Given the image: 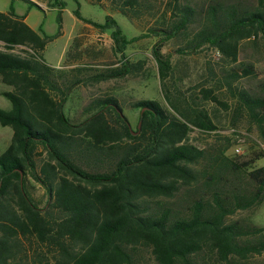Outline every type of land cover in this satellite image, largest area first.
I'll return each instance as SVG.
<instances>
[{
	"label": "trees",
	"instance_id": "obj_1",
	"mask_svg": "<svg viewBox=\"0 0 264 264\" xmlns=\"http://www.w3.org/2000/svg\"><path fill=\"white\" fill-rule=\"evenodd\" d=\"M44 1L58 11L53 34L31 28L12 4L0 11V82L9 87L1 94L11 103L9 110L0 108V124L12 129L0 153V264H139L145 249L154 264H240L264 253V228L231 220L237 211L264 202V166L248 170L252 158H229L225 147L207 149L188 141L194 129H217L203 100L229 108L215 91L222 85L232 92L240 75L228 72L222 82L202 86L197 96L180 90L174 96L165 83L173 64L161 47L191 22L192 7L170 0L167 5L179 11L176 20L167 28L150 27L160 36L152 56L168 107L155 99L132 102L139 110L133 130L115 96L92 98L86 106L91 112L78 122L64 106L80 83L141 76L145 60L129 61L125 54L140 36L128 38L110 12L103 23L82 16L77 2V19L100 31L112 28L119 64L85 77L78 75L84 68L75 67L72 78L65 79L62 69L42 57L47 43L62 33L65 3ZM87 1L131 22L154 5L147 0ZM206 13L204 26L189 42L191 50L208 44L235 62L241 40H264V0L251 7L243 0L216 2ZM252 71L246 64L240 73ZM235 96L232 126L245 108L264 134V96L244 89ZM32 181L46 193L43 206L34 199ZM24 241H35L44 250H33L29 259Z\"/></svg>",
	"mask_w": 264,
	"mask_h": 264
},
{
	"label": "rangeland",
	"instance_id": "obj_2",
	"mask_svg": "<svg viewBox=\"0 0 264 264\" xmlns=\"http://www.w3.org/2000/svg\"><path fill=\"white\" fill-rule=\"evenodd\" d=\"M63 1L65 5L61 12L62 32L66 31V33H60L58 37L49 41L42 57L52 68L62 69L65 72V79L72 78V75L75 74L72 69L75 67L84 68L78 75L85 77L119 64V56L114 52L110 37L112 28L105 29V34L96 37L98 39H95V43L100 45L101 49L96 50L93 41L83 48L80 40L74 38L70 42L71 54L69 58H63L62 49L66 45L67 35L73 28L80 25L78 19L73 15L77 2L82 16L103 23L106 14L110 12L123 34L128 38L140 36L127 45L125 54L129 61L145 60V67L141 76H126L95 83H80L75 86L68 94L64 106V111L71 120L74 122L82 120L91 112V110L86 109L90 100L106 95H112L118 99L133 130L139 121V110L131 106L132 102L139 99H155L168 107L162 95L157 65L152 56V47L160 36L152 34L150 27L162 26L167 28L176 20L179 11L173 9L171 4L167 5L170 0H147V2L154 4L153 7L150 11L143 9V13L139 14L133 22L119 12L104 9L97 4L89 3L87 0ZM224 1L227 0H180L181 3L191 6L194 11L187 27L175 37L164 41L161 47V51L169 56L173 64L172 77L165 83L174 96L178 94L176 90L183 92L182 95L184 96L191 94L197 96L202 86H213L215 83L222 82L228 72L235 70L240 75L233 82V88L236 89L231 92L227 87L220 85L215 91L219 98L227 102L229 108L224 109L210 101L203 100V105L211 114L217 129L207 133L194 129L190 131L188 141L207 149L218 145L225 147V155L229 158L237 160L252 158L247 169L253 170L264 166V134L257 128L245 108L239 112L235 126H232V119L237 104L235 96L237 90L244 89L253 95L264 96V40L260 36L241 40L235 62H230L216 48L210 47L208 44H202L196 50H191L192 48L189 47L190 40L205 24L209 5ZM243 1L250 7L256 3V0ZM12 3L14 9H32V16L44 21L46 32L52 34L57 32L56 15L58 11L56 8L40 9L29 6L24 0H12ZM92 29H96V27L93 26ZM98 34H101L100 30ZM246 64H251L253 67L252 74L249 76H243L240 73L241 68ZM6 89L9 87L0 83V108L9 110L11 103L1 94V91ZM232 129H236V131ZM11 135L12 129L0 124V153L10 143ZM237 147L240 148V153H236L235 148ZM32 184L34 186L32 190L34 199L39 206H43L47 197L46 193L39 184L34 181ZM231 220H250L264 228V202L249 210L237 211L231 216ZM36 244L35 241H24L25 253L29 259L33 258V250H44L41 247H36ZM46 262L45 264H56ZM139 264H154L153 256L148 249L142 251ZM240 264H264V253L252 255Z\"/></svg>",
	"mask_w": 264,
	"mask_h": 264
},
{
	"label": "crops",
	"instance_id": "obj_3",
	"mask_svg": "<svg viewBox=\"0 0 264 264\" xmlns=\"http://www.w3.org/2000/svg\"><path fill=\"white\" fill-rule=\"evenodd\" d=\"M33 1L37 2L43 9L48 8L46 1H44V0H33ZM10 4H12V6H13L12 0L0 1V11H2V12L8 11ZM29 8H31V7H29ZM13 9H14V7H13ZM14 11L16 14L24 16V21L34 30L40 32L39 29L41 28L44 33L52 34V33H48L45 31L44 21H40L39 18H34L32 16V9H28V8L22 9L21 8V10L14 9ZM78 21H79L80 25L78 27L73 28L69 32V35H67L66 45L62 49V56L64 59L67 57V51L71 46L70 42H72V40H74V38H78L81 42V47L84 48L87 44L91 43L92 41L95 43V39H98V38H96V37H98V35H103L106 33V31H102V32L100 31L101 34H98L99 30L97 28L92 29L93 26H91L90 24L82 22L79 19H78ZM62 33H66V31H63ZM95 45H96V48H95L96 50L101 49L100 45H98L97 43H95ZM44 52H45V50H44Z\"/></svg>",
	"mask_w": 264,
	"mask_h": 264
},
{
	"label": "built area",
	"instance_id": "obj_4",
	"mask_svg": "<svg viewBox=\"0 0 264 264\" xmlns=\"http://www.w3.org/2000/svg\"><path fill=\"white\" fill-rule=\"evenodd\" d=\"M235 151L236 153H240V148L239 147L235 148Z\"/></svg>",
	"mask_w": 264,
	"mask_h": 264
}]
</instances>
